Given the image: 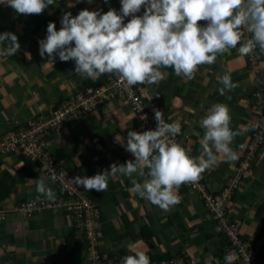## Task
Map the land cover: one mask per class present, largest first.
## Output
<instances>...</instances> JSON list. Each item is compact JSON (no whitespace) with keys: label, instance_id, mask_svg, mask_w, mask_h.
I'll return each instance as SVG.
<instances>
[{"label":"crops","instance_id":"crops-1","mask_svg":"<svg viewBox=\"0 0 264 264\" xmlns=\"http://www.w3.org/2000/svg\"><path fill=\"white\" fill-rule=\"evenodd\" d=\"M120 8V0H54L41 14L24 15L0 3V34H15L20 45L14 55H0V140L16 126H26L35 115L48 114L67 96L105 80V74L95 79L76 74L72 60L63 62L56 56L52 65L47 63V54L39 55L38 42L46 38L48 23H55L59 30L66 12L74 17L84 9L102 13L115 9L119 14ZM142 14L143 8L137 15ZM258 50V75L248 68L246 57L241 60L237 49H231L219 54L215 63L199 66L191 81L166 68L161 69L165 76L158 84H145L146 100L164 112L166 122H179L180 139L193 157L202 151L205 130L200 121L208 108L214 103L229 108L230 128L240 132L230 146L239 158L224 162L218 156L220 162L205 171L214 191H220L234 176L236 164L260 124L253 96L255 87L264 83V53ZM225 73L238 86L220 95L218 77ZM146 130L128 103L113 101L49 135V151L77 176L91 177L110 171L113 163L134 160L126 151L127 133ZM253 169V176L245 180L227 209L229 220L239 223L240 235L250 240L260 233L264 208V145ZM39 177L53 189L55 200L63 195L39 162L4 153L0 147V208L9 210L0 221V264H86V242L73 229L70 212L45 209L28 217L12 210L25 199L48 200L36 191L33 180ZM133 178L144 179L139 173ZM131 187L130 178L118 175L109 177L105 192L88 190L100 210L104 234L96 247L105 260L144 251L150 261L186 257L198 264H223L226 237L196 191L181 185V202L165 212L131 193Z\"/></svg>","mask_w":264,"mask_h":264},{"label":"clouds","instance_id":"clouds-1","mask_svg":"<svg viewBox=\"0 0 264 264\" xmlns=\"http://www.w3.org/2000/svg\"><path fill=\"white\" fill-rule=\"evenodd\" d=\"M0 3L17 14L39 15L54 0ZM120 4L119 14L115 9L103 13L84 9L74 17L66 12L59 30L49 22L46 38L38 42L39 55L47 54L51 65L56 56L63 62L72 60L75 73L87 78L115 74L131 87L158 84L165 76L161 69L166 68L191 81L199 66L215 63L219 54L231 49H237L241 60L257 46L264 53V0H120ZM142 8L143 14L137 15ZM126 17L131 18L125 23ZM201 21L206 23L202 26ZM242 30L251 34L243 42ZM19 48L15 34H0V55H14ZM218 79L220 95L238 86L227 73ZM153 112L155 130L127 133L126 151L134 160L113 163L110 171L91 177L77 176L73 183L85 190L105 192L109 177L123 175L130 178L131 193L168 212L181 202V185L198 182L206 170L220 162L218 156L224 162L238 160L230 145L240 132L230 128L227 105L212 104L201 119L205 130L200 140L202 151L195 158L174 140L181 132L179 122H165L160 110L154 108ZM135 173L144 177L143 182L133 178ZM33 181L38 193L55 200V192L43 178ZM236 259L234 253L227 254L225 264H233ZM121 264H150V258L144 251H136L124 256Z\"/></svg>","mask_w":264,"mask_h":264},{"label":"built area","instance_id":"built-area-1","mask_svg":"<svg viewBox=\"0 0 264 264\" xmlns=\"http://www.w3.org/2000/svg\"><path fill=\"white\" fill-rule=\"evenodd\" d=\"M242 31H244L243 42V40L250 38L251 34L247 33L246 30ZM245 57L248 60V68L258 75L260 72L258 46ZM145 93V84L129 87L117 75L105 74L103 83L88 86L67 96L51 108L48 114L35 115L26 126H16L0 140L2 152L15 153L39 162L44 167L46 175L63 192V195L55 201L38 198L22 200L12 210L28 217L45 209L56 208L70 212L73 218V229L86 242V264H121L122 258L105 260L98 252L96 245L104 234L103 226L100 223L98 203L82 185L78 186L73 183L77 175L59 163L56 157L52 155L49 151L50 142L48 137L53 132L62 131L71 122L83 118L99 106L113 101L128 103L142 124L148 130H155L157 124L153 112L155 107L146 100ZM253 96L255 98L254 109L255 113L259 115L260 124L253 133L254 138L249 141L241 159L236 164L234 176L220 191L209 188L207 181H205V172L198 182L187 183L192 190L199 194L206 209L228 240L223 264H225V256L231 253H234L237 257L233 264H264V229L262 234L254 240L244 238L240 235L238 226L235 223H230L226 216L229 201L245 180L253 176L256 159L264 145V83L255 87ZM161 112L166 122V116L163 111ZM142 117L146 118L142 119ZM174 140L187 151L179 135ZM189 155L193 157L191 154ZM8 212L9 210L0 208V221L6 219ZM150 264L198 263L186 257H179L150 261Z\"/></svg>","mask_w":264,"mask_h":264},{"label":"trees","instance_id":"trees-1","mask_svg":"<svg viewBox=\"0 0 264 264\" xmlns=\"http://www.w3.org/2000/svg\"><path fill=\"white\" fill-rule=\"evenodd\" d=\"M260 55V54H259ZM260 59H261V57H260ZM105 78V77H104ZM101 83H103V82H101ZM100 83H98L97 85H99ZM59 103V102H58ZM57 103V104H58ZM153 107H155V106H153ZM156 108V107H155ZM157 109V108H156ZM158 110H160V109H158ZM239 162V161H238ZM237 162V163H238ZM205 181H207V176L205 177ZM227 209H228V205H227ZM226 216H227V218H228V215H227V210H226ZM228 221L230 222V223H235L237 226H238V228H239V232H240V225H239V223L237 222V221H230L229 220V218H228ZM259 228H260V233L257 235V237H259L261 234H262V232H263V229H264V208H263V211H262V215H261V223H260V225H259Z\"/></svg>","mask_w":264,"mask_h":264},{"label":"rangeland","instance_id":"rangeland-1","mask_svg":"<svg viewBox=\"0 0 264 264\" xmlns=\"http://www.w3.org/2000/svg\"><path fill=\"white\" fill-rule=\"evenodd\" d=\"M247 60V59H246ZM247 66H248V60H247ZM0 147H1V144H0ZM1 151H2V147H1ZM195 158V157H194ZM43 167V166H42ZM43 169H44V167H43ZM44 173H45V175H46V172H45V169H44ZM48 177V176H47ZM49 178V177H48ZM50 179V178H49ZM188 185V184H187ZM189 186V185H188ZM189 188H191L190 186H189ZM49 210H52V211H54V212H58L59 213V211L58 210H61V209H49ZM61 211H63V210H61ZM35 214V213H34ZM227 244H228V240L226 239V242H225V247L227 246Z\"/></svg>","mask_w":264,"mask_h":264}]
</instances>
